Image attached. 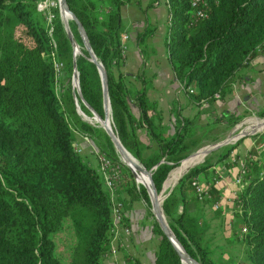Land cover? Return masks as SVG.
I'll use <instances>...</instances> for the list:
<instances>
[{
	"label": "trees",
	"instance_id": "obj_1",
	"mask_svg": "<svg viewBox=\"0 0 264 264\" xmlns=\"http://www.w3.org/2000/svg\"><path fill=\"white\" fill-rule=\"evenodd\" d=\"M37 1L0 0V264H62L52 235L65 220L70 222L75 237L69 264H104L114 227L112 209L116 202L123 203L121 183L116 185L112 199L98 172L99 163L93 166L73 147L79 129L100 148H92L96 160L98 153L115 162L120 158L105 131L83 121L74 106L76 98L83 112L91 115L89 106L103 118L100 75L89 60L77 24L68 20L80 47L75 56L80 95L69 87L59 95L53 55L65 64L61 70L70 72L74 56L58 9L51 37L44 15L36 8ZM170 1L173 19L165 45L175 78L195 103L211 105L231 91L241 69L264 53V0H219L211 6L207 18L192 26L188 24V2ZM66 2L105 68L112 128L125 149L144 167L152 168V180L160 192L170 174L187 160L169 174L170 170L197 148L194 132L198 118L184 117L175 109L174 133L167 134L154 115L156 105L148 98L146 88L131 90L125 75L115 74L114 69L123 61L121 7L126 0ZM131 104L137 106L139 119ZM258 116L264 117V107ZM223 118L232 126L241 116L225 112ZM137 123L153 140L151 152L143 151L131 128ZM237 144L213 150L183 174L162 202L175 237L201 264L218 263L203 239L200 218L187 214V203L198 200L193 181L219 163L229 165L227 160ZM249 153L243 163L244 186L234 199L239 230L235 223L230 227L244 245L249 264H264V155H259L255 146ZM240 170L241 166L238 173ZM126 185L124 191L130 202L148 200L144 187L133 180ZM187 192L194 197H188ZM209 193L203 202L213 203L219 197L213 179ZM158 232L163 236V250L156 264H181L171 243L160 229Z\"/></svg>",
	"mask_w": 264,
	"mask_h": 264
},
{
	"label": "crops",
	"instance_id": "obj_2",
	"mask_svg": "<svg viewBox=\"0 0 264 264\" xmlns=\"http://www.w3.org/2000/svg\"><path fill=\"white\" fill-rule=\"evenodd\" d=\"M167 14L168 9L163 2L156 5L155 0H126L121 7L123 26L121 34H128L129 45L127 42L126 57L119 63V67L114 70L115 74L122 73L125 75L126 84L131 90L146 88L148 98L156 105L157 111L154 115L158 119L159 125L164 127L163 130L167 134H173L175 109L184 117L202 118L205 105L195 103L175 78L168 59L165 45L166 37L163 35L164 28L168 33ZM139 43L143 45L142 48L139 47ZM263 107L264 53L257 55L245 68L239 71L231 91L223 99H217L212 105H209L210 109L205 116L209 118L207 121L219 118L221 122L226 123L223 118L225 112L242 115L250 110L262 109ZM131 110L135 117L139 119L137 106L131 104ZM131 128L143 151L151 152V150H154V146L151 145L153 140L149 137L144 126L137 123L133 124ZM79 145L82 147L85 144L81 145L79 143ZM253 145L254 143L250 141L243 144L245 147L248 146L245 154L235 151L236 155L233 160H231L232 158L227 160L230 163L229 165H215L206 174L201 173L197 176V180L201 184L210 188L216 173L221 174L219 184L214 185L219 191V197L216 201L211 203L195 200L187 203V205L189 203L200 204V207L205 210L207 222L215 229L218 228L219 221L226 216L230 217L226 221V228L234 224L235 219H237L234 215L235 205L232 203L233 194L238 190L234 184V179L238 174L239 166L250 156L249 152ZM83 148L87 153V146ZM87 157L93 166L97 165L94 156L93 159L91 154ZM187 196L194 197L192 192H187ZM120 197L123 202H128L127 207H124V204L121 203L122 225L127 226L131 234L129 236L120 234L118 236L113 243V248L111 246L109 252L104 256V264H130L134 261L139 264H156L160 236L153 231V220L146 212L143 213L142 205L138 200L130 202L123 190ZM215 202L219 203L218 208L213 207ZM216 209H218L217 212ZM219 244L224 245V241L219 242Z\"/></svg>",
	"mask_w": 264,
	"mask_h": 264
},
{
	"label": "rangeland",
	"instance_id": "obj_3",
	"mask_svg": "<svg viewBox=\"0 0 264 264\" xmlns=\"http://www.w3.org/2000/svg\"><path fill=\"white\" fill-rule=\"evenodd\" d=\"M131 1H133V0H131ZM70 20L71 19H69V21ZM69 21H68V24H69ZM166 34L168 35V33H166V28H164V34L163 35L165 37H167ZM128 45H129V42H128ZM128 45H127V48H128ZM139 47L142 48L143 45L141 43H139ZM71 49H72V52L74 54L73 46H71ZM79 51H80V47L78 45V51H77L76 55L79 53ZM125 57H126V55L124 56V58ZM63 66H65V64H63ZM61 71H62V73L60 74L61 76H59L60 78L59 77L57 78V79H59L57 82V89H58L57 91H58L59 95H62V93L68 87L71 88L73 91H77L76 86L74 85V82L72 79L73 69L71 72L68 69H66V70L62 69ZM78 85H79V83H78ZM204 105H205V108H203V115H202L203 117L201 116L202 118H200V117L198 118L197 127H196L195 132H194V136H195L194 139L196 138V141H197L196 147L197 148H194L195 150L190 152L188 154V156L186 158H184L187 160L185 163H192L193 161H195L197 159V157L199 156V154L193 155V153L197 152L198 150L201 149L200 151H203L204 149H202V148H205L208 146H213L216 143L225 141L229 136H234L235 134H238L241 130L255 131L253 129L259 128V126H260L259 122L264 121V117L258 116V111L261 110L260 108L257 110H254V109L250 110L249 112H246L245 114L240 115L241 119L236 124H234L232 126L229 125V123L227 121H226V123L221 122V121L214 122V120L207 121V120H209V118L207 116H205V114H208L207 112L209 111L210 108H209V105H207L206 103ZM74 106H75V110H76L77 114L81 117V119L83 121H86V122L90 123L91 125L101 127L100 126L101 124L97 121L98 119L95 117L90 119L92 123L86 120L85 116L91 117L93 114L91 113V115H89V114H86L85 112H83L79 108L78 100L76 98L74 100ZM109 119H110V114H109ZM111 123L112 122L110 120V126H111ZM76 134H77V136H76L77 140L75 141V143L77 144V147L79 149L78 152L82 153L86 156L91 154L92 155L91 158L93 159V156L95 154L92 152V148H96L94 146L96 144L95 141H93V143L91 141V144L85 142L82 139V135L84 133H81V131L79 129L76 130ZM254 140H256V141H254ZM263 140H264V131H260V132H258L257 135L253 134V135L243 136V137H240L237 139H231L230 141L224 143L223 145H221L218 148H223L225 146L235 144L236 142H238L237 146L232 151L231 156L228 158V160L230 158H232L231 160H233L234 156L236 155L235 151L236 152L240 151L241 154H245V151L247 150L248 146L245 147V146H243V144L250 141V142H253L255 145V143L263 142ZM78 141H79V143H81V145L85 144L82 147L87 146V150H88L87 153H86V151H84V148L82 149V147L79 145ZM96 146H97V144H96ZM218 148H216V149H218ZM98 149L100 150V148H98ZM216 149H214V150H216ZM210 153H208L207 155H205L201 159H199L197 162H195V165L203 162L204 159ZM237 154H239V153H237ZM216 155H217V153L213 154L212 156L215 158ZM94 158L96 160V157H94ZM96 162H98V160H96ZM114 162H115V160H114ZM116 163L119 164L120 172L122 175V180L120 182L121 185H120V189H119L120 191H122V190L124 191V188L127 186L126 184L130 183L131 180H133L135 182V184H137L139 186L141 185L142 187H144L148 200H143L142 198H137L135 200H138L140 202V204L142 205L141 207H142L143 213L146 212V214H148V216L153 220V231L155 233H158L160 236L159 237L160 242L158 245V247H159L158 251L159 252H160V250L162 251L163 250V241H162L163 236H162V234H160L158 232V229H160V227H159V224L156 221L155 216L151 210L150 197H149V194H148L146 187L140 183L139 179L137 182V179L132 174L130 169L123 163L121 158H119L118 162L116 161ZM195 165L193 164L189 168H186L187 171ZM217 165L221 166L222 163H219ZM180 166H181V162L179 163L178 166L171 169L169 174L171 173V171H173L174 169H176ZM125 167H127L129 169V171L132 175L131 179H130V177H128V175H127L128 172L126 171L127 169ZM186 169L182 170L181 172L175 174L172 177V179L169 182V186L167 189L163 190V185H162V189L160 192L162 193L161 196L163 198V201L174 190V188L177 184V183H175L177 180V177L179 175H181L184 171H186ZM169 174H168V176H169ZM168 176H167V178H168ZM166 179H165V181H166ZM160 192H158V193H160ZM165 195H166V197L164 198ZM120 199H121V197H120ZM132 201H134V200H132ZM127 203L123 202L122 204H124V207H127ZM186 208H187V214L188 215L194 216V217L196 216L197 218L198 217L200 218V221L202 224L203 239H204L205 243H207V245L212 250V258L218 264H249V262L247 261L246 255H245L244 245L240 241L236 240V236H234V234H232V232H230L231 227L226 228V225H227L226 221H228L230 219V217H228V216L224 217L222 220L219 221V225H218V223H216L218 225L217 226L218 228L215 229L211 224H209L207 222L205 210L200 207V204L189 203ZM217 210L218 209H216V212H217ZM179 212H180V209H178L176 211V214H178ZM236 220L237 219H235V227H236V229L239 230V225H238L239 222L237 221V224H236ZM52 238H53L54 243H55L56 256L60 259L62 264H69L72 249H73L74 244H75V237H74V233H73L72 227L70 225V222L68 220H65L64 223L61 224L59 229L53 233ZM222 241H224L225 246L223 244L222 245L219 244V242H222ZM159 252H158V254H159ZM134 262H136V261H134Z\"/></svg>",
	"mask_w": 264,
	"mask_h": 264
},
{
	"label": "water",
	"instance_id": "obj_4",
	"mask_svg": "<svg viewBox=\"0 0 264 264\" xmlns=\"http://www.w3.org/2000/svg\"><path fill=\"white\" fill-rule=\"evenodd\" d=\"M58 1H59V16L63 22L65 32H66L67 37L71 43V46H73V50H74L72 79H73L74 85L76 86V90H77L78 94L80 95V90H79V85H78V72L76 70V64H75V56H76V53L78 50V45H77V42L73 36V33L70 30V27L68 24L69 19H72L77 24V29H78V32H79L82 40H83L84 47L88 52L89 60L95 64V66L98 70V73L100 75L101 86H102V104H103V123L100 126L103 128L105 133L110 138V140H111V142L115 148V151L118 153V155L122 159L123 163L130 169L132 174L135 176V178L137 179V182H138V178H140V177H143V178L146 177L147 178L149 185L146 186L143 183H142V185L145 186L147 191H148V194L150 197V203H151V210L155 216L156 221L159 224V227H160L163 235L171 243V245H172L173 249L175 250L177 256L179 257L181 263L182 264H201L196 259L191 257L185 251V249L180 244V242L177 240V238L175 237L171 228L169 227L168 222H167L166 217H165L164 212H163V208H162V201H163V198L161 196L162 193L157 192L156 187L154 185V182L152 180V168L147 169L138 160H136V158L133 157L125 149V147L122 145L117 134L113 130L112 125L111 126L108 125V123H107V111L110 110V113H111V107H110V101H109V95H108L107 74H106L105 68L103 67L101 62L97 59L95 53L93 52V50L90 46L86 32H85L82 24L77 19V17L74 15V13L70 10L66 0H58ZM88 108L91 110L92 114L100 117V115L98 113H96L93 109H91L89 106H88ZM260 131H264V126H263V128L255 130V131L241 130L238 134H235L234 136H229L225 141L216 143L213 146H208V147L202 148V149H205L204 156L207 155L208 153H210L212 150L220 147L224 143L230 141L231 139H237V138H240L243 136H248V135H253V134L257 135L258 132H260ZM200 150L193 153V155L197 154ZM184 160H181V164ZM161 162H163V160L158 162L156 164V166L159 165ZM194 165H195V163H194ZM156 166H154V167H156ZM185 172H187V169L177 178L175 183H177L179 181V179L183 176V174ZM151 194H152V196H151ZM165 197H166V195L164 196V198Z\"/></svg>",
	"mask_w": 264,
	"mask_h": 264
},
{
	"label": "built area",
	"instance_id": "obj_5",
	"mask_svg": "<svg viewBox=\"0 0 264 264\" xmlns=\"http://www.w3.org/2000/svg\"><path fill=\"white\" fill-rule=\"evenodd\" d=\"M177 1L180 2L182 0H177ZM186 1L189 4L188 5L189 6L188 14L190 15V19L188 23L189 26H192L200 22L201 20L207 18L208 13L211 9V6L219 2V0H186ZM160 2H163L167 6V9H168L167 20H168V26H169L173 19V13H172L173 9H172L171 1L170 0H155L156 5H158ZM36 8L39 12H41L44 15L48 34L52 37L53 31H54V19L56 15L55 9H58L59 11V1L58 0H38L36 4ZM128 39H129L128 34L126 33L121 34L120 36L121 46L120 47H121V54L123 58L127 53ZM52 41H53V47L56 48V43L54 42L53 38H52ZM53 57H54L53 63H54L55 73H56V77L58 78L61 74L62 63L59 62L55 58L54 55ZM189 92H192V89H190ZM82 139L85 142L91 144V140L88 135L83 134ZM254 146L256 147V150L258 151L260 155H264V142L255 143ZM73 147H74V150L78 152L79 149L75 142L73 143ZM97 155H98L97 158H98V163H99L98 172L101 174L104 184L110 192L111 198L114 199V197L116 196L115 194V190L117 187L116 185H118L122 180L120 166L118 163L114 162L113 160H111L109 157H107L103 153H98ZM244 173H245L244 164H241L240 173H238L234 179V184L236 185L238 190L242 189L244 186V176H243ZM220 179H221V174H219L218 172L213 178V184L217 186L219 184ZM193 185L195 188V194L199 201H204L206 198H209L210 196L209 188L201 184L197 180V178L193 181ZM237 191H235L233 194V198H232L233 204H234V199L236 198ZM218 206H219L218 202H215L213 204L214 208H218ZM122 213L123 212L121 210V203L116 202L112 209V219H113V224H114V227L112 229V239H111L112 248H113V243L116 241V239L118 238L120 234H123L124 236H129L131 234L130 229L127 226L122 225V216H123ZM245 231H246V228H242V232H245ZM130 264H139V263L131 262Z\"/></svg>",
	"mask_w": 264,
	"mask_h": 264
},
{
	"label": "bare ground",
	"instance_id": "obj_6",
	"mask_svg": "<svg viewBox=\"0 0 264 264\" xmlns=\"http://www.w3.org/2000/svg\"><path fill=\"white\" fill-rule=\"evenodd\" d=\"M77 51H78V50H77ZM93 117L97 118V119H98L97 121L102 125V123H103V118H101V117H99V116H96V115H94V114H93ZM86 120L89 121V122H91L90 119H87V118H86ZM91 123H92V122H91ZM107 123H108V125L110 126L109 111H107ZM259 125H260V126H259L258 129L263 128V126H264V121H260V122H259ZM258 129H253V130H258ZM204 151H205V149H204L203 151L198 152L197 155L199 154V156H198L197 159H196L195 161H193L192 163H185L182 167H180V168L177 169L176 171L172 172V173L170 174V176H169V178H168V180H167V182H166L165 187L163 188V190L168 188V186H169V182H170V180L172 179V177H173L175 174L181 172L182 170H184V169H186V168H189V167L192 166L195 162H197L199 159H201V158L204 156ZM187 159H188V158H187ZM191 168H192V167H191ZM138 179L140 180V183H141V184L143 183V184L146 185V186L149 185L148 180H147L146 177H144V178H143V177H140V178H138ZM151 196H152V194H151Z\"/></svg>",
	"mask_w": 264,
	"mask_h": 264
}]
</instances>
